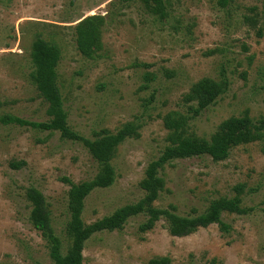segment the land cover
Instances as JSON below:
<instances>
[{
  "label": "rangeland",
  "instance_id": "1",
  "mask_svg": "<svg viewBox=\"0 0 264 264\" xmlns=\"http://www.w3.org/2000/svg\"><path fill=\"white\" fill-rule=\"evenodd\" d=\"M168 17L158 20L143 0H0V113L45 122L47 104L34 86L31 46L36 36L58 45L59 87L69 130L89 140L136 133L113 152L115 183L85 200V225L141 202L148 165L168 146L164 118L188 117L186 134L210 141L230 118L264 119V35L244 23L263 0H166ZM103 18L94 57L77 50L75 26ZM228 80L226 92L197 117L184 98L197 82ZM13 163H23L14 168ZM97 162L80 141L60 132L0 124V264H53L41 233L31 224L29 188L45 197L53 227L69 246L70 185L92 181ZM165 188L151 207L192 220L217 200H238L220 224L172 236L165 218L141 232L145 212L121 230L93 234L83 264H264V138L239 145L225 161L208 156L178 159L160 171ZM242 186L240 192L236 191Z\"/></svg>",
  "mask_w": 264,
  "mask_h": 264
},
{
  "label": "trees",
  "instance_id": "2",
  "mask_svg": "<svg viewBox=\"0 0 264 264\" xmlns=\"http://www.w3.org/2000/svg\"><path fill=\"white\" fill-rule=\"evenodd\" d=\"M143 1L149 12L158 20L167 19L168 2L166 0ZM229 2L230 0H220V5L226 8ZM103 22V18L93 16L82 20L75 26L77 50L82 57L88 59L94 57L96 46L100 42ZM244 23L257 30L259 37L264 35V0L261 10L256 7L250 9V14L244 17ZM30 57L33 66L31 79L39 95L47 104L46 114L49 119L45 122H34L0 113V124L18 125L51 133L60 132L67 139L80 141L99 167L98 174L92 181L73 184L68 179H63L70 185L68 193L70 221L65 231L69 246L66 250H63L62 242L53 227L44 195L35 188H29L26 191V198L31 204L29 220L45 240L53 264H83L85 244L93 234L121 230L130 218L143 212L147 214L148 219L139 227L141 232L154 228L161 217L166 219L169 232L175 237H185L198 228H206L215 223L220 224L223 232L229 230L228 226L221 221V214L225 211H237V199L214 201L204 214L192 220L180 218L169 210L152 208V203L165 188V181L160 171L175 160L193 156L205 155L215 162L225 161L233 148L264 138V119L255 122L248 115L230 118L222 123L219 132L213 135L210 141H198L186 134L188 117H175V114H168L163 120L168 131V146L157 160L148 165L145 171V177L140 184L144 192L143 200L123 206L111 216L87 226L82 219L85 200L95 189H106L115 183V173L111 165L112 154L136 131L133 126L128 125L116 134H107L94 140L73 134L67 125V112L59 87L58 66L62 58L60 48L57 44L36 36L31 46ZM227 86L228 80L225 76L219 82L204 79L194 84L184 98L192 117L199 116L202 111L211 106L226 92ZM2 107L3 103L0 101V111ZM12 166L20 168L23 163H13ZM241 190L242 186L236 188L237 192ZM147 264H171V262L167 258H154Z\"/></svg>",
  "mask_w": 264,
  "mask_h": 264
}]
</instances>
